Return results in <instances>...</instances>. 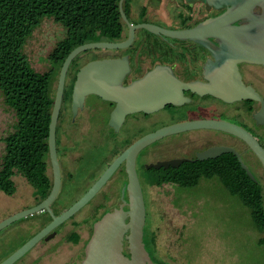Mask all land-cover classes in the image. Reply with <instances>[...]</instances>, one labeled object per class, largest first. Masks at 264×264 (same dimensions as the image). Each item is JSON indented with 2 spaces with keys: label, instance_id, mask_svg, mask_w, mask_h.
<instances>
[{
  "label": "flooded vegetation",
  "instance_id": "af4514ba",
  "mask_svg": "<svg viewBox=\"0 0 264 264\" xmlns=\"http://www.w3.org/2000/svg\"><path fill=\"white\" fill-rule=\"evenodd\" d=\"M123 11L131 26L151 24L165 30L179 31L191 29L198 23L220 14L223 9L215 10L208 6L206 0H124ZM60 26L54 31L56 35L54 46L67 36V30ZM128 34L129 27L124 23L120 39H101L94 42L119 43L125 41ZM208 44L216 45L212 38H208ZM104 59L127 61L129 70L122 81L125 86L158 66L169 67L175 76L183 82H204L203 65L208 59H212V56L208 49L192 41L154 34L142 27L134 30L131 43L124 48H96L79 53L67 70V74H69L72 66L73 73L71 72L69 80L65 78L64 82L54 130V166L49 150V124L59 68L51 85L52 108L47 129L45 135L41 137L46 147L42 154L46 165L43 181L41 184L32 185L22 175H15L14 177L20 181V190L16 186L17 200L14 204L5 207L8 213L4 219L31 208L39 209L10 223H14L15 226L13 231L0 241V263L31 238L44 231L56 217L72 208L107 171H110L102 186L85 204L60 224L46 231L42 238L24 254L34 253L31 264L51 262L50 259L54 257L62 258V262L59 264H79L84 257V248L92 235L94 223L104 214L118 209L121 205L125 211L129 209L128 159H120L123 153L145 135L168 125L196 119L224 120L219 118L228 114L223 107L228 103L209 95L198 96L189 91L184 93L190 98L189 103L181 106L166 105L151 113H130L120 121L116 120L113 123H111V115L115 103L103 100L97 95H87L82 105H78L74 110L72 89L76 74L87 63ZM47 61L49 66L47 70H49L53 64L48 60V56ZM239 70L244 83L252 86L264 99V66L242 63L239 65ZM245 103H248V106ZM230 104H233V110L228 115L234 119L232 123L245 128L264 148V126L256 125L253 119V114L259 110L260 103L247 99ZM216 105L222 107V111H217ZM247 107L250 108L247 109ZM36 130L41 131L39 128ZM198 130L201 133L191 130L167 135L144 146L137 153L134 168L143 199L145 188L147 191V188L150 187H170L174 190V197L177 200L192 205V194L185 195L191 193V189H183L171 180H167L175 176L176 173H184L180 179L185 181L202 182L214 179L220 182L227 181L229 176L215 174L211 169L215 166L213 160H217L225 154L207 159L208 161L203 160L207 161L205 163H196L198 161L195 160L197 152L214 146H227L236 149L256 180L264 181V169L261 163L242 140L222 131ZM3 153L4 148L0 153V158ZM174 159H187V161L182 162L178 167L168 166L159 169L152 167L158 162ZM200 167L209 168L211 170L209 175L197 178L190 174V172H198ZM155 180L162 182L160 185L150 184ZM56 181L58 184L55 191ZM53 191H55L53 199L46 206H41ZM3 194L6 197L14 195ZM15 241L17 244L13 245L12 243L7 252V247ZM126 245L127 241L124 240V247ZM125 253L128 254L126 249Z\"/></svg>",
  "mask_w": 264,
  "mask_h": 264
},
{
  "label": "water",
  "instance_id": "95a60500",
  "mask_svg": "<svg viewBox=\"0 0 264 264\" xmlns=\"http://www.w3.org/2000/svg\"><path fill=\"white\" fill-rule=\"evenodd\" d=\"M124 0H119L118 8L121 19L129 27L125 41L119 43L87 42L72 49L65 57L59 71L52 115L49 124V150L55 166L54 130L63 94L67 70L73 59L81 52L96 48H124L134 36L136 28H144L154 34L189 40L209 50L212 59L203 65V81L183 82L169 67L158 66L141 78L128 85L122 81L129 70L128 63L120 59L94 60L84 65L76 74L72 89L73 109L82 105L85 97L94 94L103 100L115 103L111 123L120 121L125 115L136 112L151 113L166 105L181 106L190 102L184 93L189 91L198 96L209 95L224 103L253 100L260 103V108L253 114L256 125L264 126V99L255 89L242 80L239 65L242 63L264 66V0H206L208 6L222 10L215 17L208 18L187 30L169 31L151 24L131 26L123 11ZM258 9V10H257ZM208 38L216 45L208 44ZM211 129L222 131L242 140L254 153L264 169V148L242 126L218 119H196L182 121L149 133L132 144L122 155L128 159L129 209L123 205L112 212L104 214L94 223L90 239L84 248V257L79 264H158L153 261L143 242L146 210L139 181L134 168L137 153L146 145L167 135L198 130ZM231 153L241 168L252 181L256 178L242 161L238 151L232 147L214 146L196 153L195 160L203 161ZM187 159H174L158 162L152 167L159 169L178 167ZM110 171L81 198L72 208L54 221L42 232L31 238L0 264H13L24 255L44 233L54 228L78 208L85 204L102 186ZM55 185V191L57 187ZM55 191L41 205L46 206L54 197ZM40 206V207H41ZM31 208L14 214L0 222V229L10 223L36 212ZM124 240L127 241L124 247ZM125 249L128 254L125 253Z\"/></svg>",
  "mask_w": 264,
  "mask_h": 264
},
{
  "label": "trees",
  "instance_id": "16d2710c",
  "mask_svg": "<svg viewBox=\"0 0 264 264\" xmlns=\"http://www.w3.org/2000/svg\"><path fill=\"white\" fill-rule=\"evenodd\" d=\"M118 2L119 0H0V92L4 104L15 117L12 131L2 138L4 153L0 158V192L7 195L16 192L13 178L17 174L25 177L29 184L42 183L46 167L42 154L46 147L41 137L45 135L52 108L51 85L56 71L75 47L101 39L121 38L124 23ZM46 18H52L63 26L67 30V36L56 43L48 55L53 67L37 72L32 68L24 47L33 31ZM245 105L248 106V103ZM38 128L41 131H37ZM213 161L215 166L211 169L215 174L229 176L227 181L221 182L223 187L248 210L253 228L264 234L263 182L252 181L231 153ZM210 171L207 167H200L198 172L190 174L199 178L209 175ZM181 176L184 173H176L167 180L183 189H192L199 183L197 180H182ZM161 182L155 180L150 184L160 185ZM143 242L151 259L155 261L152 257L156 255L155 234L149 233L147 236L144 229ZM257 243L264 245V236Z\"/></svg>",
  "mask_w": 264,
  "mask_h": 264
},
{
  "label": "rangeland",
  "instance_id": "374dc122",
  "mask_svg": "<svg viewBox=\"0 0 264 264\" xmlns=\"http://www.w3.org/2000/svg\"><path fill=\"white\" fill-rule=\"evenodd\" d=\"M58 26L60 25L52 18L44 19L25 44L24 52L37 72L49 68L47 56L54 46V31ZM71 72L72 66L69 74ZM69 74L66 80H69ZM232 105L223 106L228 114L233 110ZM216 107L217 111H222V107ZM228 114L219 119L234 122ZM14 123V114L4 104L0 92V153L4 148L2 138L12 131ZM197 132L201 133L199 130ZM13 179L20 190L19 179ZM18 190L11 197H6L0 192V221L8 213L5 207L17 200ZM190 192L185 195L192 194V205L177 200L174 190L170 187H150L147 191L144 189V229L147 236L149 233L155 234L156 255L152 257L156 263L264 264V245L257 243L264 234L253 228L248 210L237 197L232 196L216 179L199 182ZM14 226V223L10 224L0 231V241L13 231ZM12 243L17 244V241L10 243L7 252ZM33 256L34 253H28L14 264H31ZM57 258L59 257L50 259L51 262L38 264L61 263L62 258Z\"/></svg>",
  "mask_w": 264,
  "mask_h": 264
}]
</instances>
